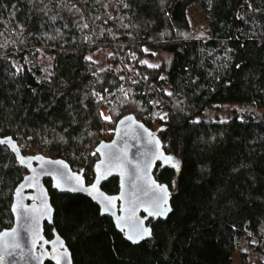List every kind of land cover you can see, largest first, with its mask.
Wrapping results in <instances>:
<instances>
[{"label": "trees", "instance_id": "trees-1", "mask_svg": "<svg viewBox=\"0 0 264 264\" xmlns=\"http://www.w3.org/2000/svg\"><path fill=\"white\" fill-rule=\"evenodd\" d=\"M177 4L186 22L201 8L205 37L177 36ZM156 53L170 63L150 64ZM226 104L244 109L201 118ZM130 113L172 157L153 171L172 213L131 244L90 199L45 179L55 209L45 236L55 228L73 264H231L249 231L264 264V0H0V137L27 159L64 158L90 183L100 137ZM27 173L0 144V232ZM102 189L117 193L118 178Z\"/></svg>", "mask_w": 264, "mask_h": 264}, {"label": "water", "instance_id": "water-1", "mask_svg": "<svg viewBox=\"0 0 264 264\" xmlns=\"http://www.w3.org/2000/svg\"><path fill=\"white\" fill-rule=\"evenodd\" d=\"M158 132L133 113L122 116L112 138L95 147L99 159L90 183L85 180L84 170H73L64 158L38 154L27 159L11 136L0 137V144L28 172L14 189L12 226L0 232V264H73L71 252L56 229H52L50 239L44 233V224L53 225L55 214L45 179L60 194L89 198L99 207L100 215L110 217L116 230L131 244L136 243L128 236L135 239L140 227L149 229L151 235L139 242L150 239L153 229L149 220H166L173 211L168 185L160 183L153 173L158 163L167 165L168 158H172L165 153ZM112 177L118 178L115 194L102 189ZM158 204L168 209L166 215L151 214Z\"/></svg>", "mask_w": 264, "mask_h": 264}, {"label": "rangeland", "instance_id": "rangeland-1", "mask_svg": "<svg viewBox=\"0 0 264 264\" xmlns=\"http://www.w3.org/2000/svg\"><path fill=\"white\" fill-rule=\"evenodd\" d=\"M181 6L177 4L174 7L173 14L171 15V21L173 23L175 32L180 38H202L207 35V24L202 13V10L197 5H191L187 9L188 22L180 14ZM153 66L159 64H169L170 56L167 53H156L150 60H148ZM236 108L239 111L243 110L244 107L240 104H226L223 105L217 111H211L210 108L205 109L204 114L201 116L203 119L211 120H223L228 116V112ZM114 129L106 127V132L100 137V141H109L108 137L111 134L113 136ZM260 231H264V221L260 227ZM257 242L256 236L246 231L242 234L241 240L237 241L232 252L231 264H259L260 260L258 257V251L255 247Z\"/></svg>", "mask_w": 264, "mask_h": 264}, {"label": "snow or ice", "instance_id": "snow-or-ice-1", "mask_svg": "<svg viewBox=\"0 0 264 264\" xmlns=\"http://www.w3.org/2000/svg\"><path fill=\"white\" fill-rule=\"evenodd\" d=\"M147 51V50H146ZM143 63H147L146 61L143 62ZM105 119H110V117H105ZM0 143H2V141H0ZM172 161V158H168V160L166 162L168 163H171ZM162 187V186H161ZM163 203L166 204V199L163 201ZM156 208H157V211L154 212V213H151L153 215H166L168 209L166 208H163L161 205H156ZM142 223V222H141ZM151 235V232L149 229H146V228H143V227H140L136 234H135V239L133 238V236H128V239L132 240L133 243H138L140 239H143L147 236H150Z\"/></svg>", "mask_w": 264, "mask_h": 264}, {"label": "bare ground", "instance_id": "bare-ground-1", "mask_svg": "<svg viewBox=\"0 0 264 264\" xmlns=\"http://www.w3.org/2000/svg\"><path fill=\"white\" fill-rule=\"evenodd\" d=\"M89 199V198H88Z\"/></svg>", "mask_w": 264, "mask_h": 264}]
</instances>
